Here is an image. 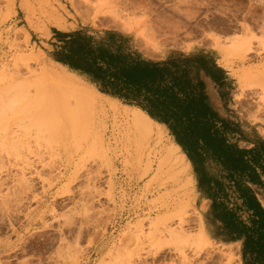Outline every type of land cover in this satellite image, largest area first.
I'll use <instances>...</instances> for the list:
<instances>
[{
	"label": "rangeland",
	"instance_id": "obj_1",
	"mask_svg": "<svg viewBox=\"0 0 264 264\" xmlns=\"http://www.w3.org/2000/svg\"><path fill=\"white\" fill-rule=\"evenodd\" d=\"M56 28L121 32L150 57L216 49L246 138L231 139H264V0H0V264H242L227 227L207 232L218 205H199L193 167L163 161L165 128L139 143L130 107L49 60ZM202 166L218 192L219 165Z\"/></svg>",
	"mask_w": 264,
	"mask_h": 264
},
{
	"label": "trees",
	"instance_id": "obj_2",
	"mask_svg": "<svg viewBox=\"0 0 264 264\" xmlns=\"http://www.w3.org/2000/svg\"><path fill=\"white\" fill-rule=\"evenodd\" d=\"M61 35L65 38L70 68L90 71L93 80L103 81V63H111L116 78H122L123 82L108 89L102 84L99 90L138 105L152 120L163 124L191 162L197 178L207 174L202 166L207 157L219 165L226 185L251 216L247 224L242 221L234 224L230 213L223 240L245 238L241 249L243 264H264V210L246 184L254 180L252 162L256 160L254 157L248 160L253 150L229 143L236 133L246 140L245 133L235 129L238 123L227 107L229 85L218 75L217 79L203 75L201 64L190 56L157 63L139 58L134 50L132 61L127 63L121 52L131 50L127 47L128 40L116 31H102L96 41L78 32ZM220 108L223 115L219 114ZM248 243L259 259L250 257Z\"/></svg>",
	"mask_w": 264,
	"mask_h": 264
},
{
	"label": "crops",
	"instance_id": "obj_3",
	"mask_svg": "<svg viewBox=\"0 0 264 264\" xmlns=\"http://www.w3.org/2000/svg\"><path fill=\"white\" fill-rule=\"evenodd\" d=\"M57 32V33H56ZM72 32H78L84 37H92L93 40H98L100 38L102 32L91 35L88 33L80 32V31H64L61 29L54 30V36L47 39L48 42L47 44L50 46L48 50V57L49 60L57 65L58 67L64 69L66 72L69 74L73 75V77L78 78L82 82L86 83L87 85L91 86L99 95L105 97L107 100L113 101L117 104H120L121 106H128L130 108H139L142 110L138 105H135L133 103H129L121 98L111 96L106 93H102L99 90L100 86H103L105 84V87L112 88L113 86L116 85V83L121 84L123 82L122 78L117 79L116 75L114 73V70L112 68L111 63H103V81H96L93 80L91 77L90 71H85V70H74L69 67L68 63L66 62L68 60L67 58V47L65 46V38L62 37L61 34H66V33H72ZM117 32V31H116ZM120 33L122 36L127 38V47L130 48L131 50H125L121 52V56L123 57L125 55V59L127 63H130L132 61V56L134 55V50L139 54V58L148 60L151 62H157V63H162L165 61H169L173 58H177L179 56H190L193 58L194 61H197L201 64L202 68V73L203 75L206 76H211L215 77V79L218 78L221 81L226 82L229 85V102L227 104V107L229 108V104L231 103V100L233 99L234 95V85L232 83V80L230 78L229 71L227 68L224 67L220 54L216 49L213 48H208V47H191L188 50H167L164 53L160 55V57H150V56H145L142 52H140L136 46L133 44L132 39L129 38V36ZM122 57L120 59H122ZM218 75V76H217ZM103 82V83H102ZM103 84V85H102ZM120 88H123L121 85ZM143 111V110H142ZM144 112V111H143ZM145 113V112H144ZM146 114V113H145ZM219 114L223 115V109H219ZM147 115V114H146ZM148 116V115H147ZM149 117V116H148ZM150 118V117H149ZM151 119V118H150ZM152 120V119H151ZM154 124L159 125L162 128H165L163 124H159L158 122H155L152 120ZM166 130V128H165ZM167 131V130H166ZM168 132V131H167ZM173 139V138H172ZM173 143L175 141L173 140ZM229 143L235 144L238 148L240 149H246V150H253V153L248 155V160L251 161L253 157L255 160L258 162H252V166L255 168V176L254 180L252 182H246L247 186L250 188L251 192L253 193L257 204L259 207L264 210V139L258 140V142H253V143H237L236 140H230ZM176 146H178L181 154L184 156V160H186L188 167L191 166V162L187 159L186 155L183 153L182 149L180 148L179 145L175 143ZM258 169L260 172H258ZM194 179L196 181V191L197 195L199 198V205L201 206V203L205 207L207 206L208 203H211L210 206H217V214L215 218L210 219L209 221V215L207 212H205L204 216V223L206 225V230L209 232V234L213 232V228L216 231L215 237L219 236V231L222 230L223 228L227 227L229 224L230 216L229 214H233V222L234 224L236 223L235 221H242L244 223H249V219L251 218L250 214L244 210V208L241 206V200L237 198L236 193L231 189L230 187L226 186V184L219 186L218 192H216L215 187L213 185L212 179H210V176L206 175L203 178H197L194 176ZM229 190L230 194L233 196V202L231 201V198L226 196V191ZM220 194V195H218ZM228 197V198H227ZM226 199V200H225ZM228 199V200H227ZM230 200V201H229ZM202 221V219H201ZM203 226V222H202ZM204 230V226H203ZM205 235L207 236L205 230H204ZM234 236V234L232 235ZM208 237V236H207ZM209 238V237H208ZM210 239V238H209ZM219 239V238H217ZM245 238H235L232 240L224 241L223 238H220L219 240L225 242L226 244H237L239 246V252H240V257H241V249L243 247V242ZM249 246V251H250V257L254 259H259L260 256L259 254L257 255L256 251L252 248V244L248 243ZM264 258V257H263ZM243 264V262H242ZM251 264V263H249Z\"/></svg>",
	"mask_w": 264,
	"mask_h": 264
},
{
	"label": "bare ground",
	"instance_id": "obj_4",
	"mask_svg": "<svg viewBox=\"0 0 264 264\" xmlns=\"http://www.w3.org/2000/svg\"><path fill=\"white\" fill-rule=\"evenodd\" d=\"M73 93H74L73 95L77 98H82L85 96L81 91H77V92L75 91ZM123 111L125 113L124 115L128 119L127 122L129 123V127L131 128L130 130L134 134L133 135L135 138L134 140L138 141L141 144L147 142L152 137L154 132L153 129L154 123L152 122V120L139 108H129V109L125 108L123 109ZM155 126H157V124H155ZM162 159L165 162H169V163L171 162L172 164L181 165L182 171H185L184 156L180 153L179 148L178 146L175 145V143L170 142L169 145L165 147L164 155ZM188 180H191L190 177H188ZM167 232H169L170 234L175 233L174 231H169V230ZM192 239L197 244H201V243L204 244L209 242V240L204 234L201 220H199L197 233L195 236H193Z\"/></svg>",
	"mask_w": 264,
	"mask_h": 264
}]
</instances>
